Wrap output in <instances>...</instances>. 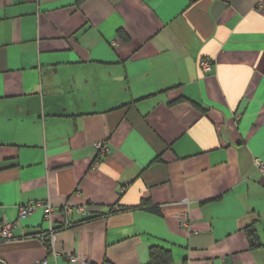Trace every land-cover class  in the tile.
Masks as SVG:
<instances>
[{"label": "crops", "instance_id": "crops-1", "mask_svg": "<svg viewBox=\"0 0 264 264\" xmlns=\"http://www.w3.org/2000/svg\"><path fill=\"white\" fill-rule=\"evenodd\" d=\"M258 161L264 0H0L2 264H264Z\"/></svg>", "mask_w": 264, "mask_h": 264}, {"label": "built area", "instance_id": "built-area-1", "mask_svg": "<svg viewBox=\"0 0 264 264\" xmlns=\"http://www.w3.org/2000/svg\"><path fill=\"white\" fill-rule=\"evenodd\" d=\"M198 66L201 72L203 73L210 72L212 68L211 62L206 59L199 60ZM96 149L98 153H100L101 155H106L108 152L104 144H98L96 146ZM256 165H257V169L264 175V162L258 161ZM40 208H43L44 220L51 222L52 221L51 214L53 212V209H52V206L48 204L42 205L40 203L30 202L24 206H20L18 208V216L21 219H25L31 216L32 214H34ZM78 211L80 213H83L85 211V207L79 208ZM115 211H117V209H115ZM62 212H63L64 217H67L71 213V207L69 205L64 206L62 208ZM180 223L182 227H186L188 223L187 218H183L182 221H180ZM13 228L14 227L11 223L9 222L7 223L4 221L1 222L0 223V241L13 239V235H12ZM42 239L46 241V246L48 247V250H50L52 254L55 256L56 253L53 251V248H55V237L53 233L50 234V236L48 237L47 236L43 237ZM67 259L71 264H78V263L89 264L85 258H81L79 256H68ZM34 264H50V263L47 260L42 259V260L36 261Z\"/></svg>", "mask_w": 264, "mask_h": 264}, {"label": "trees", "instance_id": "trees-1", "mask_svg": "<svg viewBox=\"0 0 264 264\" xmlns=\"http://www.w3.org/2000/svg\"><path fill=\"white\" fill-rule=\"evenodd\" d=\"M120 210L114 211L119 212ZM247 236L254 240V230L252 227L246 229ZM150 262L148 264H172L170 254L162 249L155 247L150 248L149 252Z\"/></svg>", "mask_w": 264, "mask_h": 264}, {"label": "water", "instance_id": "water-1", "mask_svg": "<svg viewBox=\"0 0 264 264\" xmlns=\"http://www.w3.org/2000/svg\"><path fill=\"white\" fill-rule=\"evenodd\" d=\"M0 264H2V262H0Z\"/></svg>", "mask_w": 264, "mask_h": 264}]
</instances>
